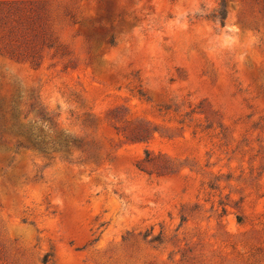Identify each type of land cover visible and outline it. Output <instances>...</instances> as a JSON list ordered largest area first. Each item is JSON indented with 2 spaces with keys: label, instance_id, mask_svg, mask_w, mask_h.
Masks as SVG:
<instances>
[{
  "label": "rangeland",
  "instance_id": "374dc122",
  "mask_svg": "<svg viewBox=\"0 0 264 264\" xmlns=\"http://www.w3.org/2000/svg\"><path fill=\"white\" fill-rule=\"evenodd\" d=\"M0 264H264V0H0Z\"/></svg>",
  "mask_w": 264,
  "mask_h": 264
},
{
  "label": "trees",
  "instance_id": "16d2710c",
  "mask_svg": "<svg viewBox=\"0 0 264 264\" xmlns=\"http://www.w3.org/2000/svg\"><path fill=\"white\" fill-rule=\"evenodd\" d=\"M19 146L21 147V146H22V144H21V143H19ZM33 146H37V144H36V143H34V144H33ZM147 158H148V156H147Z\"/></svg>",
  "mask_w": 264,
  "mask_h": 264
}]
</instances>
